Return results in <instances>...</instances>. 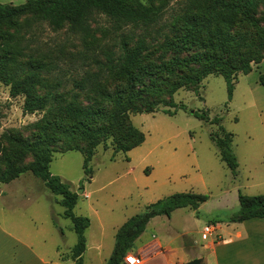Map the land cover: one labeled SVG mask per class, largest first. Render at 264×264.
Masks as SVG:
<instances>
[{"label": "rangeland", "instance_id": "obj_1", "mask_svg": "<svg viewBox=\"0 0 264 264\" xmlns=\"http://www.w3.org/2000/svg\"><path fill=\"white\" fill-rule=\"evenodd\" d=\"M25 1L0 0V4L20 5ZM170 6L178 9L176 2ZM23 19L0 25V50L6 43L4 38H10L12 45L18 41L17 38L25 36L22 56L18 59L36 60L49 66L40 75L46 86L40 89L41 93L46 92L47 87H56L67 100L82 104L88 100L73 88L74 83L85 71H96L97 63H105L109 52L117 55L119 36L130 31L101 32L100 28H112L104 16H99L86 38L70 33L67 25L54 31L37 22L25 35L27 28ZM133 34L137 35L138 30ZM172 59V53L157 50L143 63H169ZM262 73L264 59L259 68H254L248 75H237L233 80L231 100L228 99L225 80L211 74L189 89L180 88L170 98L163 94L155 113H129L130 124L144 134V142L127 153L115 152L111 146L99 144L88 164L87 175L83 172L82 154L64 151V140L54 132L57 140L51 145L53 153L49 170L60 177L71 191L79 193L74 215L90 221L85 230L83 264H105L120 226L151 204L179 193L202 194L208 199L199 207L198 215L196 211L185 208L175 210L170 218L160 216L151 220L125 257L124 264H130L132 258H137L136 250L143 242L155 238L161 240L164 247L171 248L168 255L176 254L183 243L185 251L181 255L187 261L200 256L206 264H241L240 255L247 253L245 243L232 246L218 243L220 236L223 240L233 238L231 225L221 224L219 229L210 225L209 220L220 211L235 212L238 193L246 196L264 193V87L257 83ZM58 83L61 84L59 87ZM24 99V95L11 96L9 86L0 82L1 169L5 166L2 149L6 150L16 167L27 168L32 162L31 155L19 156L8 142L10 136L33 140L38 133L36 127L44 118L45 110L24 112ZM169 102L176 104L170 109L173 112L171 116L164 112L169 109L166 106ZM194 113H204L209 121L200 120ZM214 120H218L219 125L233 137L232 148L238 162L236 176L220 161L211 139L219 134V125L212 123ZM13 181L11 188L6 189L4 184ZM9 183H0V190L3 189V195H0V229L4 233L10 232L29 247L31 254L28 259L26 250L22 248L26 257L22 256L20 248L16 244L11 245L0 233V255L7 252L8 264L12 259L14 264H38L36 259H42L46 264H74L70 250L77 238L70 220L62 216L61 197L52 194L30 170ZM205 226L213 227V230L203 240L201 234ZM210 244L214 247H209ZM149 248L142 253L144 257L151 256L153 250ZM149 264L163 262L159 258Z\"/></svg>", "mask_w": 264, "mask_h": 264}, {"label": "trees", "instance_id": "obj_2", "mask_svg": "<svg viewBox=\"0 0 264 264\" xmlns=\"http://www.w3.org/2000/svg\"><path fill=\"white\" fill-rule=\"evenodd\" d=\"M172 2L177 3L178 9L170 6ZM99 16H104L112 28H100L101 32L130 31L119 36L117 55L109 52L105 63H97L96 71H85L74 83L73 88L86 96L85 104L67 100L56 87H47L41 93L40 89L46 86L40 75L49 66L36 60L18 59L25 36L12 45L10 38H4L6 43L0 50V82L9 86L11 96H25L24 112L45 110L33 140L8 137L19 156L29 154L32 162L27 168L16 167L2 149L5 166L0 168V183H9L30 170L52 194L61 197L62 216L70 220L77 238L70 250L74 264H83L85 230L90 221L74 215L79 193L71 191L49 170L51 145L57 140L54 132L64 140V151L82 154L83 172L87 175L88 164L99 144L127 153L144 142V134L130 124L129 113H155L163 94L170 98L180 88L189 89L211 74L225 80L231 100L235 77L248 75L253 65L264 59V0H27L20 5L0 4V25L24 18L25 35L37 22L54 31L67 25L70 33L86 38ZM134 30H138L137 35ZM157 50L172 53L173 59L169 63H143ZM258 84L264 87V73L259 75ZM166 106L169 109L164 112L171 116L170 109L176 104L169 102ZM194 115L209 121L204 113ZM212 123L219 125L218 120ZM218 130L219 134L211 139L220 161L236 176L238 162L232 148L233 137L221 125ZM207 199L202 194L179 193L146 207L117 229L105 264H124L152 219L169 218L175 210L185 208L198 215L199 207ZM251 219L264 220V193L257 196L238 193L237 210L220 211L209 224H237Z\"/></svg>", "mask_w": 264, "mask_h": 264}, {"label": "crops", "instance_id": "obj_3", "mask_svg": "<svg viewBox=\"0 0 264 264\" xmlns=\"http://www.w3.org/2000/svg\"><path fill=\"white\" fill-rule=\"evenodd\" d=\"M259 65H255L252 68L253 69L256 67L259 68ZM14 182L15 181H13L12 183H9V184H4V186H6L5 188L9 190V188H11L9 186H11V184H13ZM0 195H3V189L0 190ZM227 225H231V232H232L233 238L223 240L222 236H220V242H218V243H221L224 246H232L235 243L236 244L245 243V246L247 248V253L245 255H240L242 257V260H243L241 262V264H264V220L263 219H251V220L245 221L243 223L227 224ZM215 227L220 229L221 224H217ZM0 228H2V227L0 226ZM0 233L8 241L11 242V245L16 244L18 246V248H20L22 256L26 257V254L22 251V248H24L27 252V258L28 259L30 258L31 249L29 247L22 244L21 241L18 240L17 238H15L12 234H10V232L4 233V231H2V229H0ZM180 246H181V248L176 250V254L174 253V255H172V254L168 255V253H169L168 251H169V249L171 250V248L164 247L161 240H159L158 238H155L153 240H149L147 242H143V245L140 246L136 250L138 253V256H137L138 263L137 264H149L150 262L155 261L159 258H161L163 264H186V263L193 261V260H196V259H200V261H201L200 264H206V260L200 256L196 257V258H192V259L190 258V260H188V261L184 260V257H183V255H181V252L185 251V248L183 246V243ZM149 247H151L153 252H152V254H150L151 256L144 257L142 255V253H145L146 249ZM209 247L213 248L214 244H210ZM12 250L14 251V246H13ZM147 253L148 252H146V255H147ZM0 258L2 261L1 264H8L9 255L7 254V252L1 253ZM10 258H13V257H10ZM36 260H37L38 264H46L45 261H43L42 259H39V260L36 259ZM20 262H21V260H20ZM10 264H14V259H12ZM21 264H22V262H21Z\"/></svg>", "mask_w": 264, "mask_h": 264}, {"label": "built area", "instance_id": "obj_4", "mask_svg": "<svg viewBox=\"0 0 264 264\" xmlns=\"http://www.w3.org/2000/svg\"><path fill=\"white\" fill-rule=\"evenodd\" d=\"M212 230H213V227L205 226L202 230L201 238L203 240H206ZM137 263H138L137 258H132V260H130V264H137Z\"/></svg>", "mask_w": 264, "mask_h": 264}, {"label": "water", "instance_id": "obj_5", "mask_svg": "<svg viewBox=\"0 0 264 264\" xmlns=\"http://www.w3.org/2000/svg\"><path fill=\"white\" fill-rule=\"evenodd\" d=\"M200 263H201L200 259H196V260L188 262L187 264H200Z\"/></svg>", "mask_w": 264, "mask_h": 264}]
</instances>
